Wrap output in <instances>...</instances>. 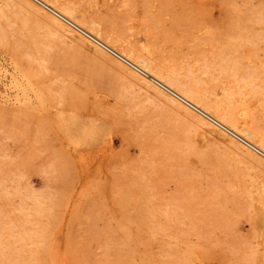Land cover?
Returning a JSON list of instances; mask_svg holds the SVG:
<instances>
[{"label": "rangeland", "instance_id": "obj_1", "mask_svg": "<svg viewBox=\"0 0 264 264\" xmlns=\"http://www.w3.org/2000/svg\"><path fill=\"white\" fill-rule=\"evenodd\" d=\"M50 1L104 40L0 0V264H264V150L106 42L264 148V0Z\"/></svg>", "mask_w": 264, "mask_h": 264}, {"label": "bare ground", "instance_id": "obj_2", "mask_svg": "<svg viewBox=\"0 0 264 264\" xmlns=\"http://www.w3.org/2000/svg\"><path fill=\"white\" fill-rule=\"evenodd\" d=\"M37 1L38 3H40L43 7H45L46 9H48L50 12H52L53 15H56L57 18L59 17L60 19H63L64 21L68 22L69 25L71 24L74 28L78 29L79 31H81V33L83 32V34L85 33L87 37H89L90 39L92 38V36H90L89 33L93 34L94 36H96L97 38L99 39H103V36L101 35V33L99 31H96L94 32L93 29L91 27H86V25L83 23V21L81 20H75L74 17L76 18V14L75 15H71L67 9L64 10V8H61L60 6L54 4L52 1L50 0H35ZM77 2V0H76ZM71 3H73L71 1ZM76 6V5H75ZM72 7V6H71ZM74 9V8H73ZM50 16V15H49ZM48 16V17H49ZM56 16H53L56 18ZM47 17V18H48ZM49 19V18H48ZM92 19V18H91ZM50 21V19H49ZM51 22V21H50ZM54 23V20L52 21ZM57 25V23H55ZM59 25V24H58ZM57 25V26H58ZM70 25V26H71ZM61 26V24L59 25ZM62 28V26H61ZM82 28L84 30H82ZM104 29V28H103ZM89 32V33H88ZM84 34V35H85ZM110 37V36H109ZM106 41V40H105ZM107 44L114 50H116L118 53H119V56L121 54V56L125 57L126 59H129L131 62H133L134 64L128 62L126 59H123V60H126L124 61L125 63H127L128 65H130L131 67L138 69V67L142 68L145 70V74H146V71L151 75L153 76L152 78H148V80H150L151 82L153 81L154 83L158 84V86H161L162 88H164L165 91H168L169 94L173 95V97H175V99H178L180 101H182L183 103H185L186 105H188L189 107H191L192 109L193 108H196L198 109V113H200L201 115H203L206 119L212 121L213 123L216 124V126L218 125L220 128L223 129V131L225 130V132H229L230 134L234 135L235 137H237L238 139H240L242 141V143H244L248 148L250 149H256V150H253L254 152L258 151L259 149H262L264 150V148H262L260 145H258L256 143V140L255 142L253 140H251L250 138H248L247 136L243 135L242 132H240L239 130H236L234 127H232V123H228V121H225L224 119L218 117V115L210 112L208 109H206V107H204L203 105H201L198 101H196L194 99V97H192L191 95L189 94H186L185 92H182L180 89L176 88L174 85H172L166 78H167V75L165 76L164 74H161V73H157L154 68H151V67H147V65L145 64V61L144 60H139L141 63L145 64L143 66L140 65V62L134 60V58L132 57V55H130V53H128L127 51L125 50H121L120 48L117 47V45H113V43H111V41L107 40L106 41ZM105 42V43H106ZM116 42V41H114ZM118 44V43H117ZM98 45V44H97ZM129 47V46H128ZM110 50V49H108ZM122 60V59H120ZM122 60V61H123ZM165 65V64H164ZM138 66V67H137ZM140 71V70H139ZM197 71V70H196ZM142 72V71H141ZM163 73V71H162ZM182 76V75H181ZM172 82V81H171ZM179 87V86H178ZM198 87V86H197ZM196 87V88H197ZM167 92V93H168ZM233 92V91H232ZM199 93V92H198ZM207 93V92H206ZM225 93H223L224 95ZM232 96V95H231ZM215 97V96H214ZM212 100V99H211ZM217 102V101H216ZM244 104V103H243ZM224 105V104H223ZM236 105V104H235ZM220 108V107H219ZM235 108V107H234ZM237 109V108H236ZM214 110V109H213ZM239 111V110H238ZM246 111V110H245ZM248 113V112H247ZM248 115V114H247ZM241 117V116H240ZM248 117V116H247ZM235 118V116H234ZM244 118V117H243ZM237 119V118H235ZM245 119V118H244ZM249 119V118H248ZM247 119V120H248ZM246 120V121H247ZM231 121V120H229ZM237 122V121H236ZM245 122V121H244ZM243 122V124H244ZM242 124V125H243ZM253 124V122H252ZM245 132V131H244ZM253 132V131H252ZM252 136V135H251ZM242 137L245 139H242ZM254 137V135H253ZM257 137V136H256ZM255 139V137H254ZM247 140V142H246ZM259 143V142H258ZM251 144H254V146H252ZM246 147V148H247ZM253 147V148H251ZM259 148V149H258ZM260 151V150H259ZM258 154V152H257ZM259 155V154H258ZM260 156V155H259Z\"/></svg>", "mask_w": 264, "mask_h": 264}]
</instances>
